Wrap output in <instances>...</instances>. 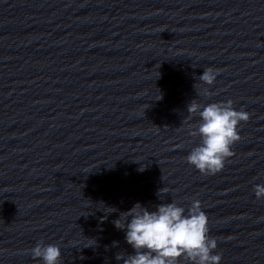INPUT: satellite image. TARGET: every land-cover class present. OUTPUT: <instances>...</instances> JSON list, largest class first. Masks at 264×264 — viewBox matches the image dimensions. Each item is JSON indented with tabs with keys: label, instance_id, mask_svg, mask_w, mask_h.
<instances>
[{
	"label": "clouds",
	"instance_id": "obj_1",
	"mask_svg": "<svg viewBox=\"0 0 264 264\" xmlns=\"http://www.w3.org/2000/svg\"><path fill=\"white\" fill-rule=\"evenodd\" d=\"M218 73V69L208 67L199 79L211 86ZM202 94L211 96L213 93L204 89ZM187 112L189 118L192 115L200 117L190 129L191 136L200 137V144L191 150L186 159L200 173L214 175L234 155L232 146L241 139L238 126L242 121L249 120V113L235 110L232 100L202 105L195 99L187 105ZM167 192L166 188H160L157 192L159 199ZM254 192L257 199H264V184L255 185ZM106 208L110 209L106 213L116 211L112 207ZM208 223L199 200H193L187 210L176 201L158 204L155 210L136 202L113 221L118 230L125 231V240L134 253L119 252L115 258L122 264H179L181 259L185 264H220L222 255L214 254L217 239L210 237ZM117 244L113 242V246ZM31 254L42 264H59L61 249L55 244L38 242L31 249Z\"/></svg>",
	"mask_w": 264,
	"mask_h": 264
}]
</instances>
